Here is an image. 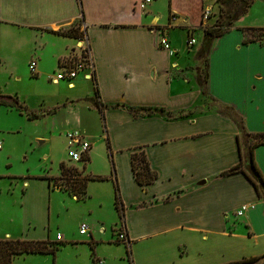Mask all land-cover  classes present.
<instances>
[{
	"label": "crops",
	"instance_id": "obj_1",
	"mask_svg": "<svg viewBox=\"0 0 264 264\" xmlns=\"http://www.w3.org/2000/svg\"><path fill=\"white\" fill-rule=\"evenodd\" d=\"M139 1L0 0V39L10 40L6 55L14 54L8 52L14 40L27 39L23 56L41 66L47 57L59 67L87 49L92 79L79 74L72 86L67 82L65 97L50 108L53 115L68 116L72 128L64 137L78 129L91 144L79 169L106 177L88 180L85 196L76 199L89 201L78 222L88 226L89 238L79 242L101 252L121 249L128 264H224L259 256L264 253V201L246 178L244 164L242 171L224 173L238 163L239 150L245 155L238 130L225 115L199 108L194 56L199 27L211 24L202 17L210 1L152 0L143 9ZM73 24L80 25L83 41L40 30ZM245 27L264 28V0H253L213 41L206 87L210 98L233 108L247 132L264 133V42L244 43L240 28ZM161 35L172 54L158 45ZM191 37L195 42L188 45ZM189 51L194 63L182 61ZM125 107L160 113L133 115ZM140 152L156 175L146 184L132 170V154ZM251 159L264 179V144L252 148ZM119 233L124 242L116 240ZM64 238L56 233L54 241L63 246Z\"/></svg>",
	"mask_w": 264,
	"mask_h": 264
},
{
	"label": "rangeland",
	"instance_id": "obj_2",
	"mask_svg": "<svg viewBox=\"0 0 264 264\" xmlns=\"http://www.w3.org/2000/svg\"><path fill=\"white\" fill-rule=\"evenodd\" d=\"M209 1L212 7L206 9L210 10V14L214 13L210 19L212 24L220 11L214 6V0ZM208 19H205V24H209ZM9 41L0 39V96L16 97L20 107L0 104V239L8 235V239L54 241L56 233L66 236V244L60 246L54 256L22 255L14 257L11 264H128L121 249L113 247V250L101 252L87 242H79L89 238L78 233V222L86 211L84 205L89 201H76L81 199V195L69 192L75 195L71 198L68 191H64L68 186L65 179L56 180V183H62V187L53 185L63 190H57L51 183L48 186V177L61 171L60 168L58 171L60 161L81 171L79 168L87 163L70 159L63 134L66 129L72 128L67 122L68 116L66 113L53 115L50 109L65 97L66 90L63 88L67 82H52L51 77L60 67L47 60L48 54H45L42 66L36 60V74L30 71L29 62L35 59L23 56L29 49L27 43L24 46L27 39L23 42L14 40L13 49L8 50L14 54L6 55ZM81 45L80 42L78 46ZM35 50L41 58L40 48ZM193 56L189 51L182 61L194 63ZM199 66L203 68L204 62L200 61ZM83 86L88 87L89 83ZM200 97V109L217 110L215 102L203 98L202 94ZM28 113L36 114L37 118L29 119ZM89 139L93 143V139ZM91 165L88 163L86 167ZM92 253H97L102 263L94 261Z\"/></svg>",
	"mask_w": 264,
	"mask_h": 264
},
{
	"label": "trees",
	"instance_id": "obj_3",
	"mask_svg": "<svg viewBox=\"0 0 264 264\" xmlns=\"http://www.w3.org/2000/svg\"><path fill=\"white\" fill-rule=\"evenodd\" d=\"M253 0H215L214 6L218 7L219 15L216 20L211 25H205L199 27L202 32V36L200 39L199 48L197 49L194 58L200 62H204V67L200 66L196 67L195 71V81L198 87L201 90L203 98H209L213 102L216 103L217 112L225 115L228 119H230L238 130V145L239 143H243L245 148L244 157L241 156V152L239 150V161L236 165L226 170L224 173H229L233 171L241 170V165L244 164L246 172H244L246 178L252 183L254 190L258 197L264 201V179L255 168L251 159V150L253 147L264 144V133H250L244 129L242 124L241 117L233 110V108L229 105L223 104L217 100H214L209 97L207 92V79H208V63L207 57L208 53L211 49L213 41L226 33L231 27L233 22L242 15L248 8V6L252 3ZM214 13L209 15L208 18H212ZM47 32H51L54 34L71 37L75 39H84V34L80 30L79 24H73L66 28L59 29H40ZM244 36V43L258 41L264 42V28L257 27H245L240 28ZM83 53L87 52L85 48ZM96 91V89H95ZM86 100L93 101V98H86ZM94 102V105L98 107L97 103ZM0 104L9 105V106H18L17 99L12 97H2L0 96ZM129 110L133 115L138 114H152L153 112L160 113V110H152L150 108H129L125 107ZM29 119L37 118V115L34 113H28ZM240 140V142H239ZM248 142V143H247ZM239 148V146H238ZM88 158H84L83 161L86 162ZM131 164L134 177L141 184H146L152 182L155 178V173L150 170L148 162L143 154L140 152L139 154H132ZM60 175L59 176H50L48 177V181H52L54 185L61 186L62 183H56V180L62 178L65 179V183L68 184L66 187V191L72 194H79L81 198L85 196L86 193V184L90 179L103 180L106 177L104 176H89L84 174L83 171L78 170L74 166H66L65 163H60ZM117 191V189H116ZM119 195L118 192L115 195V207L117 210L119 209ZM121 215V213H119ZM60 244L59 241H51L48 239L41 240H29V239H0V264H11L14 257L21 256L24 254H51L55 255L56 251L59 250ZM264 253L259 256H252L247 258H241L239 260L230 261L224 264H264Z\"/></svg>",
	"mask_w": 264,
	"mask_h": 264
},
{
	"label": "built area",
	"instance_id": "obj_4",
	"mask_svg": "<svg viewBox=\"0 0 264 264\" xmlns=\"http://www.w3.org/2000/svg\"><path fill=\"white\" fill-rule=\"evenodd\" d=\"M152 0H140L138 3V7L140 9H143L145 4L151 2ZM210 15V10L205 9L202 12V17L203 19L208 18ZM176 16L171 15L170 20L175 21ZM195 40L193 38L188 39V45H193ZM158 45L169 51V53H173V50L171 49L169 45L168 39L164 36L161 35L158 40H157ZM80 55H77L73 59L66 60L63 62L59 67L60 70L55 73L54 76L51 77L52 82L56 83L59 80H65L68 82L69 86H72V81L79 76V74H82V77L84 79L90 80L92 79L93 76V71L92 67L90 65V62L88 60L87 54L82 53V50L80 52ZM29 69L33 74H36V61L31 60L29 62ZM65 139L67 142V147H68V155L72 161H83L84 158H86L90 148L91 144L83 135V133L78 130V129H73V130H68L65 132ZM244 210L243 207L239 208V210L236 212L237 215H240L242 211ZM79 234L89 236V230L88 226L85 223L80 224ZM57 239L60 238L59 235L56 236ZM117 241L124 242L125 241V236L123 233H119L116 236Z\"/></svg>",
	"mask_w": 264,
	"mask_h": 264
}]
</instances>
